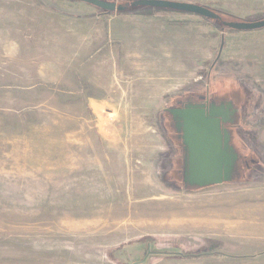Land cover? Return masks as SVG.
Wrapping results in <instances>:
<instances>
[{"label": "rangeland", "instance_id": "1", "mask_svg": "<svg viewBox=\"0 0 264 264\" xmlns=\"http://www.w3.org/2000/svg\"><path fill=\"white\" fill-rule=\"evenodd\" d=\"M165 1L264 19V0ZM125 10L0 0V264H264V29ZM224 81L248 170L185 191L160 171L161 113Z\"/></svg>", "mask_w": 264, "mask_h": 264}, {"label": "flooded vegetation", "instance_id": "2", "mask_svg": "<svg viewBox=\"0 0 264 264\" xmlns=\"http://www.w3.org/2000/svg\"><path fill=\"white\" fill-rule=\"evenodd\" d=\"M176 95L170 99L161 113L160 123L165 138L163 142L169 148L160 168L164 176L166 177L168 173L169 179L182 181V188L185 191L204 190L215 185L200 188L194 184L191 186L189 180L220 181L225 178V173L230 171V163H232L231 181L243 178L248 170V162L239 154L235 145L236 138L240 139L244 132L241 123L244 121L248 107L244 101H241L245 95L243 88H231V83L225 81L213 85L207 82L190 87ZM251 114L256 116V113L251 112ZM190 115L193 123L208 124L211 129L210 137L217 141L211 151L202 152L203 163L199 166L195 164L199 152L192 146V156H190L189 149L185 146L184 136L188 134L185 133L184 119L188 121ZM191 134L192 139L188 140L195 145L194 139L199 134L195 129ZM205 136H208V133ZM220 173L222 176L219 175Z\"/></svg>", "mask_w": 264, "mask_h": 264}, {"label": "water", "instance_id": "3", "mask_svg": "<svg viewBox=\"0 0 264 264\" xmlns=\"http://www.w3.org/2000/svg\"><path fill=\"white\" fill-rule=\"evenodd\" d=\"M75 2H81L85 3L87 5H90L92 7H95L96 9H99L101 11L107 12V13H113V12H124L126 7L123 6H117L114 3H108L102 0H71ZM132 8H151V9H159V10H169V11H176L181 13H188L192 15H196L199 17H202L204 19L212 20V21H218L221 20V17L217 15L215 12L201 7L197 5L187 4V3H179V2H171V1H165V0H137L129 4ZM222 26L234 30V31H255V30H261L264 29V19L258 20L254 22H247V21H241V22H221ZM185 122V133L188 134V136L185 134V146L187 149H189L190 156H192V146L195 147V151H198V157L196 158L195 164L201 165L203 163L202 157L204 156L202 152L204 151H211L213 147L216 146L217 141L210 137V127L208 124L201 122L198 124H195L192 122L191 115L189 116V120ZM196 130V133L199 135L195 137L194 143L192 141L190 142L188 139H192L190 137L191 131ZM208 133V136H205V134ZM194 137V136H193ZM208 152V151H207ZM192 159V158H191ZM232 165V163H230ZM231 165H230V171H231ZM230 171L225 173V178L222 180H204V179H194L189 180L190 185L193 184L202 188L205 186H211V185H221L223 183H227L231 181L230 179ZM220 176L221 173L219 174ZM205 182V183H203Z\"/></svg>", "mask_w": 264, "mask_h": 264}, {"label": "trees", "instance_id": "4", "mask_svg": "<svg viewBox=\"0 0 264 264\" xmlns=\"http://www.w3.org/2000/svg\"><path fill=\"white\" fill-rule=\"evenodd\" d=\"M135 8H132V7H130L129 5L128 6H126V10H134ZM125 10V11H126ZM106 14H108V13H106ZM216 14H218V12H216ZM219 15V14H218ZM220 17H221V15H219ZM229 19V18H228ZM222 20V19H221ZM262 20V19H261ZM231 21V20H230ZM232 21H234V20H232ZM255 21H258V20H255ZM247 22H254V21H247Z\"/></svg>", "mask_w": 264, "mask_h": 264}, {"label": "crops", "instance_id": "5", "mask_svg": "<svg viewBox=\"0 0 264 264\" xmlns=\"http://www.w3.org/2000/svg\"><path fill=\"white\" fill-rule=\"evenodd\" d=\"M249 62H251L250 60H249V57L248 56H246V63H247V65H249ZM245 68L247 69V70H250V68L248 67V66H245ZM246 71V70H245ZM246 72H248V71H246ZM249 73V72H248ZM252 76H254L255 77V73H253V75ZM256 78V77H255Z\"/></svg>", "mask_w": 264, "mask_h": 264}]
</instances>
